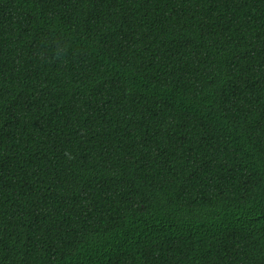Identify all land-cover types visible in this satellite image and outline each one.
<instances>
[{
  "label": "trees",
  "instance_id": "16d2710c",
  "mask_svg": "<svg viewBox=\"0 0 264 264\" xmlns=\"http://www.w3.org/2000/svg\"><path fill=\"white\" fill-rule=\"evenodd\" d=\"M0 264H264V0H0Z\"/></svg>",
  "mask_w": 264,
  "mask_h": 264
}]
</instances>
